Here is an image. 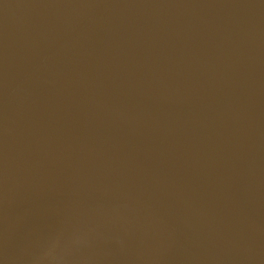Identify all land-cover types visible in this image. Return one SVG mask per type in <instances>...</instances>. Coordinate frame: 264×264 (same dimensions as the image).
<instances>
[{"label":"water","instance_id":"obj_1","mask_svg":"<svg viewBox=\"0 0 264 264\" xmlns=\"http://www.w3.org/2000/svg\"><path fill=\"white\" fill-rule=\"evenodd\" d=\"M0 264H264V0H0Z\"/></svg>","mask_w":264,"mask_h":264}]
</instances>
